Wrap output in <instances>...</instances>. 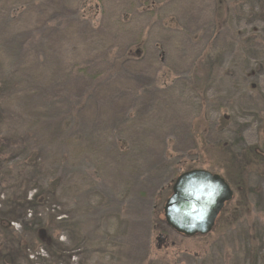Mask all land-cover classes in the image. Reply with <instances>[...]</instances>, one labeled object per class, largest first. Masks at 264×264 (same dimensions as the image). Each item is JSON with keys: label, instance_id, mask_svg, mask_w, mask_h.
<instances>
[{"label": "rangeland", "instance_id": "obj_1", "mask_svg": "<svg viewBox=\"0 0 264 264\" xmlns=\"http://www.w3.org/2000/svg\"><path fill=\"white\" fill-rule=\"evenodd\" d=\"M196 169L234 196L188 238ZM0 264H264V0H0Z\"/></svg>", "mask_w": 264, "mask_h": 264}, {"label": "water", "instance_id": "obj_2", "mask_svg": "<svg viewBox=\"0 0 264 264\" xmlns=\"http://www.w3.org/2000/svg\"><path fill=\"white\" fill-rule=\"evenodd\" d=\"M234 196L226 180L210 171L196 169L181 174L164 206L167 226L184 237L210 234ZM159 248L166 241L157 239Z\"/></svg>", "mask_w": 264, "mask_h": 264}, {"label": "trees", "instance_id": "obj_3", "mask_svg": "<svg viewBox=\"0 0 264 264\" xmlns=\"http://www.w3.org/2000/svg\"><path fill=\"white\" fill-rule=\"evenodd\" d=\"M138 53V52H137ZM202 69H204L203 67H202V64H199V65H197L196 67H195V69L194 70H192V72H193V74L195 73H199V72H201L202 71ZM205 70V69H204ZM196 131H198V130H196ZM217 149L218 150H220V151H222V148H226L224 145H222V144H219V145H217ZM259 149V148H258ZM260 150V149H259ZM259 150H257V149H255L254 151L256 152V151H259ZM260 153H261V151H260ZM236 155V154H235ZM262 155V154H261ZM210 171H212V169H209ZM53 188H55V184H53ZM39 200V198L37 197L36 198V200H34V202L31 204V205H34V204H37V201ZM39 203H41V200L40 201H38ZM38 205H40V204H38ZM40 231H44L43 229L42 230H40ZM42 233V232H41ZM41 235V234H40ZM42 238H43V233H42V237H41V240H40V242H41V244H43V245H46L47 243H42L43 241H42ZM38 241H39V239H37ZM39 242V243H40ZM22 250H24V249H22Z\"/></svg>", "mask_w": 264, "mask_h": 264}]
</instances>
